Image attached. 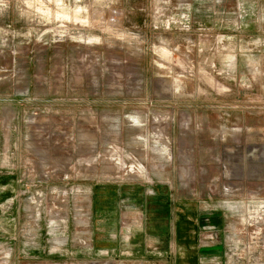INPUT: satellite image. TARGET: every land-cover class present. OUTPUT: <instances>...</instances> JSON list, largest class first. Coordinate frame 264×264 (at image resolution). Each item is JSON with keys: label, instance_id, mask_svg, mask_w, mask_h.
Here are the masks:
<instances>
[{"label": "rangeland", "instance_id": "1", "mask_svg": "<svg viewBox=\"0 0 264 264\" xmlns=\"http://www.w3.org/2000/svg\"><path fill=\"white\" fill-rule=\"evenodd\" d=\"M0 175V264H102L90 188L131 176L264 264V0H0Z\"/></svg>", "mask_w": 264, "mask_h": 264}, {"label": "crops", "instance_id": "2", "mask_svg": "<svg viewBox=\"0 0 264 264\" xmlns=\"http://www.w3.org/2000/svg\"><path fill=\"white\" fill-rule=\"evenodd\" d=\"M17 178L8 172V189ZM173 192L136 176L96 182L87 204L88 252L102 264H225L222 240L203 230L210 223L205 207Z\"/></svg>", "mask_w": 264, "mask_h": 264}]
</instances>
